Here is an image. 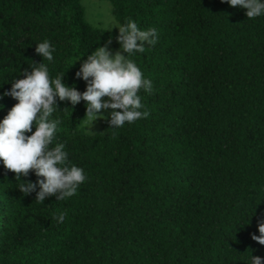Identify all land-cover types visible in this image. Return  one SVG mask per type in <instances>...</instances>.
<instances>
[{
	"label": "trees",
	"instance_id": "trees-1",
	"mask_svg": "<svg viewBox=\"0 0 264 264\" xmlns=\"http://www.w3.org/2000/svg\"><path fill=\"white\" fill-rule=\"evenodd\" d=\"M83 1L0 0V93L40 62L86 90L75 76L83 59L110 38L120 45L119 31L87 21ZM107 1L118 23L158 29V43L131 57L153 81L151 93L140 92L150 115L119 129L104 121L90 135L80 129L85 102H59L54 144L66 145L87 179L74 196L39 203L0 161V264L264 257L252 239L264 219V16L248 19L224 0ZM45 39L56 48L53 62L35 51ZM17 102L0 100V120ZM22 179L37 177L30 170ZM60 212L62 224L53 219Z\"/></svg>",
	"mask_w": 264,
	"mask_h": 264
},
{
	"label": "clouds",
	"instance_id": "clouds-1",
	"mask_svg": "<svg viewBox=\"0 0 264 264\" xmlns=\"http://www.w3.org/2000/svg\"><path fill=\"white\" fill-rule=\"evenodd\" d=\"M224 2L245 9L248 19L264 16V0ZM114 27L119 28L116 40L120 50L113 54L108 47L112 42L110 38L106 44L95 47L75 73L77 79L86 82L85 91L66 83L65 74L51 77L48 64L40 62L31 67V71L24 69L25 78H13L11 89L0 93V100L11 96L18 101L0 120V161L7 170L16 173V180L23 181L18 188L25 196L36 193V202L44 203L51 196L57 201L70 198L87 179L84 169L69 160L66 145L63 142L54 144L62 124L56 114L60 110L59 102L67 101L75 106L84 101L86 112L82 126L89 130L100 119L107 121L110 128L119 129L126 123L132 124L150 115L140 92L151 93L153 81L144 75L131 57L144 53L145 45L158 43V29H141L131 18L123 24L116 23ZM35 51L43 61L53 62L55 59L56 48L47 39L36 43ZM3 107L0 104V109ZM108 109L113 111L106 115ZM30 170L37 177L36 182L22 179L29 176ZM65 218V212L53 217L58 224H62ZM258 231L260 235L253 233L252 239L264 245V219L258 221ZM245 264H264V257L251 253Z\"/></svg>",
	"mask_w": 264,
	"mask_h": 264
},
{
	"label": "rangeland",
	"instance_id": "rangeland-1",
	"mask_svg": "<svg viewBox=\"0 0 264 264\" xmlns=\"http://www.w3.org/2000/svg\"><path fill=\"white\" fill-rule=\"evenodd\" d=\"M83 5L86 9V19L87 21L97 27H103L108 30H117L118 27H114L118 21L116 20L113 14L112 4L107 0H84ZM113 27V28H112ZM108 47L111 49L113 54L118 51L114 45L110 44ZM103 99H108L104 97ZM101 111H104L103 109ZM113 111L112 109H108L105 113L106 115L110 114ZM104 121L105 120H97L93 123L91 130L86 129L85 127L80 126V129H83L86 133L90 135H97L104 131Z\"/></svg>",
	"mask_w": 264,
	"mask_h": 264
}]
</instances>
